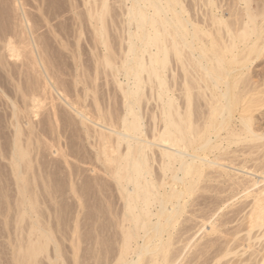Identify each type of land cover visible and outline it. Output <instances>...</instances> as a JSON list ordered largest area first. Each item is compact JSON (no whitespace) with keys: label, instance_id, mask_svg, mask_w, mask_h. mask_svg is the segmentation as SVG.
I'll list each match as a JSON object with an SVG mask.
<instances>
[{"label":"bare ground","instance_id":"1","mask_svg":"<svg viewBox=\"0 0 264 264\" xmlns=\"http://www.w3.org/2000/svg\"><path fill=\"white\" fill-rule=\"evenodd\" d=\"M124 1L129 6L117 54L106 26L109 6L101 0L88 13L102 46L94 72L76 71L75 85L82 86L68 93L46 76L43 94L29 95L34 108L57 91L54 98L71 115L52 98V120H77L92 149L89 158L74 159L110 180L112 192L105 193L113 194L114 203L103 210L114 218L110 264H264V67L254 70L264 58V0H207L206 11L203 0V11H195L200 2L191 6L199 17L189 7L190 15L185 0ZM10 45L8 50H17ZM34 52L25 59L39 66ZM99 74L114 84L107 93L110 102L97 90ZM35 131L30 124L25 131L14 126L12 168L19 177L21 168L30 166ZM76 170L69 194L81 203L86 178L79 183L82 174ZM18 180L22 219L35 204L25 179ZM102 181L89 185L107 191ZM32 230L37 239L19 247V264H37L52 240L38 225Z\"/></svg>","mask_w":264,"mask_h":264},{"label":"rangeland","instance_id":"2","mask_svg":"<svg viewBox=\"0 0 264 264\" xmlns=\"http://www.w3.org/2000/svg\"><path fill=\"white\" fill-rule=\"evenodd\" d=\"M189 1L185 0L184 2V5H186V7L188 6L189 13L192 9L191 6L193 5L194 8L199 2L202 3H199L200 7L197 6L200 10L196 7L195 11L197 13L198 11H203L204 7V11L207 10V0H198L197 2L196 0H191L190 3ZM202 1L205 4L203 8ZM223 1L225 2V0ZM192 2H194V4ZM107 3L109 11L106 16V26L110 32L108 34L110 43L112 42L111 45L114 47L113 49H116L115 51L117 54V50L120 51V41L124 37L121 31L126 25V9L129 6V2L124 0H107ZM100 4L101 0H0V264H19V247L26 245L31 239L33 241L37 239L36 230L31 231V227L35 226V224L42 230H47L52 237V240H49L47 243L46 250L36 257L35 260L37 264H102L103 262V264H110L112 260L113 255L111 256V254L114 253L116 247V244L114 245L115 234L112 230L113 226L111 227L114 218L103 211L108 205L113 207L112 205L114 203L113 199H111L113 194L109 196H107L109 193L106 194L112 190H110L111 187L107 185V182L110 183L109 178L104 177L105 175L101 174V171L97 174L99 170L94 173L92 172V175L91 171L87 168L90 165L81 164L74 159L75 157L86 159V157L90 156L92 149H90L85 139H83L81 129L79 130L78 127L80 125L76 124L77 120L75 122L74 118H71L68 123L62 120H52L53 117L50 113V105L53 99L59 109L71 115L65 108V105H62L63 102L61 99L54 98L57 97L54 94H58L56 90V92L50 93V98L47 94L48 97L46 96V98H48V100L45 99L43 101L45 106L42 105L43 102L41 105L39 103V105L34 108H31L29 105L30 96L34 93L35 95L41 94L40 91L42 90L40 89H42L44 77H48L50 84H63L64 86H60L68 93L71 88L75 90L82 86V82L81 85L79 82L75 85L74 79L77 77L74 76L75 74L77 75L81 72L85 75H90V73L94 72L95 60L96 57L101 54L102 46L98 45L96 42L93 28L96 23L89 19L88 13L91 9L100 6ZM195 11L192 9L191 13L199 17V14L197 15ZM110 28H112L113 31H111ZM25 39L28 40L26 41ZM21 41L23 43H21ZM117 42H119V44ZM10 44L15 45L14 47H16L17 50L20 48V52L16 50L19 55L16 51H14V53L8 50L10 47H13ZM29 44L34 46H29ZM8 45L10 47H8ZM18 45L20 46L17 47ZM23 45L25 47H23ZM26 45L29 47L28 50L30 52L33 50L36 52L38 57L35 56V60L38 58L39 61H37L39 66H37V62H35L37 67L34 66L35 64L32 66L30 64L31 62L28 61L29 55L31 54L29 51L27 52L26 48L28 47ZM32 47L33 50L30 49ZM24 48L27 52L26 54H24ZM39 55L42 57V61H40L41 58ZM25 56L28 57V60L25 59ZM258 61L254 64V66H257H255L254 69L256 72H260V68L262 70L264 67V58ZM25 62H27V64ZM87 66L92 67L88 68ZM81 70H83V72ZM76 71H78V73ZM38 73H40V75ZM79 78L80 77H77V80ZM88 78H90V76H88ZM97 79L96 85L98 88H96L97 90L100 88L98 91H101L99 95H102L104 99L106 98L105 100L108 102L109 98L107 97L109 94L107 95V93H109V89L113 90L114 84L111 79L100 76V74ZM106 80L108 81L107 84ZM112 86L113 88H111ZM65 87L68 90H66ZM105 90L108 91L106 92ZM110 101L111 100H109V102ZM113 101L114 99L112 103ZM13 111L16 112V117H13ZM69 122L73 123L70 125ZM16 123L21 126L23 131L28 128L29 124L35 127L36 130V137L34 136L35 142L30 144L29 148L30 166L21 168L20 177L16 175L12 168V145L14 126ZM21 137L25 138L24 135ZM81 152H83V154ZM68 154H70V157L68 156L69 158L65 156ZM75 154L78 155L76 156ZM63 159L67 160L64 161ZM68 159L70 161L72 160L70 162L71 164L67 163L69 162ZM74 160L76 162H74ZM77 164L81 165L77 166ZM73 166L75 167L74 170ZM97 168L99 167L97 166ZM86 169H88V171H86ZM75 170L82 174V177L79 175V183L82 182L81 180H83L84 183L85 180L86 183L88 182V187L85 183L86 185L84 184L85 186L83 185L84 188L81 190L83 195V201H81V203L75 200L72 194H69L71 193L69 191L71 190V181L69 182V180H71L72 171ZM92 176L94 180H103L104 186H107V191L101 189V187L97 188L95 185H89V180L93 181ZM21 177L25 179L29 192L28 196L33 198L35 204L34 211H29L22 219H20V213L23 208L20 194L21 183L18 180ZM104 180H106V183ZM99 188L103 194L100 193L101 191L97 190ZM83 192L85 193L83 194ZM104 196H106V198ZM107 197H110L108 203L107 201L105 202ZM102 198H105V200ZM100 199L102 203L104 202L105 204H102ZM72 203L74 204L72 205ZM98 204H100L99 206L101 208H99ZM24 206L26 207L27 204ZM232 208L229 207L227 210L230 211ZM101 211H103V213ZM36 227H34V229ZM75 228L77 229L75 230ZM104 245H106V247ZM104 256L107 257L105 258ZM187 257L189 258V256ZM192 263L195 264L194 262Z\"/></svg>","mask_w":264,"mask_h":264}]
</instances>
